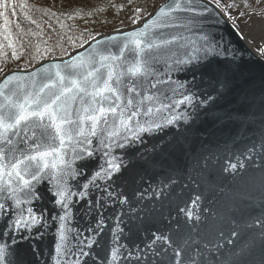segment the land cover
I'll return each mask as SVG.
<instances>
[{"label": "snow or ice", "instance_id": "6c2138e0", "mask_svg": "<svg viewBox=\"0 0 264 264\" xmlns=\"http://www.w3.org/2000/svg\"><path fill=\"white\" fill-rule=\"evenodd\" d=\"M220 6L221 0H215V7ZM0 7L7 8V0ZM135 11L142 15L141 8ZM210 11V0L202 4L166 0L149 14L142 30L129 31L123 40L109 36L106 44L96 41L100 47L87 57L38 69L24 83L12 71L4 74L0 79L4 85L0 87V264H38L36 258L43 255L39 242L49 220L57 233L49 253L50 259L54 254L53 264H88L89 259L92 264H264V202L257 207L254 198H238L219 224L205 225L203 231L193 224L174 238L156 229L139 243L138 233L124 222L126 213L116 210L117 204L122 209L136 196L144 199L139 189L131 196L117 191L116 181L128 166L116 152L142 140L141 134L164 127L152 117L175 106L164 103L171 100L169 92L172 96L177 92L170 80L158 75L160 64L190 74V82L179 85L185 91L178 101L198 110L190 114L189 128L203 115L218 129L240 135L254 130L259 117L264 147V72L257 78L245 67L243 56L235 51L229 55L227 46L220 50L207 34L195 55L187 50L189 42L182 33L207 21L204 13ZM181 48L186 58L177 55ZM257 96L259 107L251 111ZM238 102L247 103L249 110L234 107ZM184 151L183 144H165L154 151L150 162L158 164L161 173L178 171L176 153ZM209 163L205 161L202 173ZM244 167L237 161L222 171L234 173ZM212 179L209 172L208 181ZM200 199L197 195L192 203ZM178 211L193 219L187 209ZM109 219L114 221L110 228ZM106 228L112 239L101 246ZM98 246L103 255L95 251Z\"/></svg>", "mask_w": 264, "mask_h": 264}, {"label": "water", "instance_id": "95a60500", "mask_svg": "<svg viewBox=\"0 0 264 264\" xmlns=\"http://www.w3.org/2000/svg\"><path fill=\"white\" fill-rule=\"evenodd\" d=\"M165 2L166 0L158 6L164 5ZM195 3L202 4L204 0H195ZM210 7V13H204L209 16L207 21H200L191 31L182 33L189 42L187 50L190 54L195 55L194 50L204 43L202 37L207 34L213 45H220V50L227 46L229 55L235 51L238 56H243L245 67L259 78L260 74L264 72V59L252 50L234 25L211 1ZM198 10L202 11V9ZM147 18L132 28L101 35L95 41L88 42L84 47L73 51L65 58L50 59L32 69L13 70L12 72L21 83L27 82L32 79L38 69L51 67L54 64H60L62 67L64 62L72 63L73 57H87L89 53L100 47L96 41L106 44L109 36H116L123 40L124 35L129 31L142 30L143 23ZM201 29L203 30L201 31ZM184 51L185 49L181 48L177 55L186 58ZM157 67L160 78L165 81L170 80L172 82L170 87L177 92L175 96L169 92L171 100H164V103H174L175 106L152 117L164 127L141 134L142 140L135 139L130 147L116 152V156L122 160L124 165L128 166L116 181L120 185L117 191L127 193L129 196L137 189L144 193L143 200H139V196H136L132 199L131 204L123 205L122 209L119 204L116 205L117 214H120L121 211L126 213L123 217L125 224L132 227L134 233H138L135 237L138 243L142 238L146 239L156 229L175 238L178 231L187 232L188 227L193 224L196 225V229L201 231L204 230L205 225L219 224L221 217L228 215L234 201L238 198H254L257 207L264 202L262 201V196H264V147L260 143L259 117H257L254 130L247 133L241 131L240 135H235L230 130L218 129L210 118L205 119L203 115L189 128L190 114H194L198 110L190 104L182 105L178 101L182 98L180 94L185 91L179 85L181 83L187 85L191 79L190 74L164 64ZM0 87H4V85L0 84ZM161 87L168 91V87L165 85H161ZM259 103L260 98L257 96L250 110L256 111ZM233 106L249 110L247 103L241 105L238 102ZM169 120L173 122L169 124ZM141 122H143V118ZM253 142H255V148H253ZM176 143L183 144L185 148L183 153H176L179 158V170L165 169L161 173L160 166L151 164L150 158L154 151L158 152L163 145L172 144L174 146ZM137 149L139 151H136ZM249 156L251 159L248 158ZM145 161H149L146 166ZM205 161L210 163L207 170L202 173L201 169L204 167ZM237 161L244 164L245 167L234 173L230 170L222 171ZM209 172L213 175L212 182L208 181ZM41 191L43 192L44 189L41 188ZM197 195H200L201 199L193 204L192 201L196 199ZM44 203H47V199ZM153 209L155 211H152ZM178 209H187L193 214V219L187 220L185 212L178 211ZM197 216L199 221L195 220ZM129 221L131 224H128ZM113 224L114 221L109 219L108 227H112ZM48 225L44 229V239L39 242V248L43 255L36 258L38 264H53L54 254L50 259L49 253L53 252L54 237L57 233L51 220L48 221ZM124 235L128 236V232L125 231ZM193 235H195V230ZM6 239L7 237H5ZM111 239V233L106 228L104 235L100 237L99 244L104 246ZM71 246H74V242ZM95 251L100 252L101 255L104 254L103 249L99 246ZM256 258L257 260L259 258L258 251ZM88 264H92L91 259Z\"/></svg>", "mask_w": 264, "mask_h": 264}, {"label": "trees", "instance_id": "16d2710c", "mask_svg": "<svg viewBox=\"0 0 264 264\" xmlns=\"http://www.w3.org/2000/svg\"><path fill=\"white\" fill-rule=\"evenodd\" d=\"M163 1L7 0L8 7H0V78L12 70L65 58L93 37L131 28ZM4 2L0 0V4ZM138 7L142 15L136 13ZM219 8L236 25L246 19L257 24L264 21V0H221ZM134 18L138 23H133Z\"/></svg>", "mask_w": 264, "mask_h": 264}, {"label": "rangeland", "instance_id": "374dc122", "mask_svg": "<svg viewBox=\"0 0 264 264\" xmlns=\"http://www.w3.org/2000/svg\"><path fill=\"white\" fill-rule=\"evenodd\" d=\"M243 22L239 21L238 25H233L252 50L264 59L261 55V52H264V21L261 24L247 19Z\"/></svg>", "mask_w": 264, "mask_h": 264}]
</instances>
